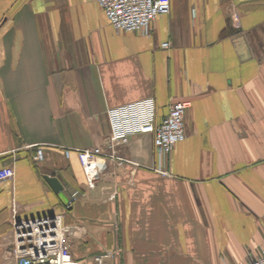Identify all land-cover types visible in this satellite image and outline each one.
Here are the masks:
<instances>
[{
  "label": "crops",
  "instance_id": "1",
  "mask_svg": "<svg viewBox=\"0 0 264 264\" xmlns=\"http://www.w3.org/2000/svg\"><path fill=\"white\" fill-rule=\"evenodd\" d=\"M148 31L113 27L96 0H0V168L14 170L0 181V262L16 263L13 211L62 214L77 261L108 249L120 264L261 254L264 0H170ZM147 97L157 121L172 101L191 103L185 138L162 159L169 175L150 169L153 137L137 134L88 186L74 149L105 147L106 110Z\"/></svg>",
  "mask_w": 264,
  "mask_h": 264
},
{
  "label": "built area",
  "instance_id": "2",
  "mask_svg": "<svg viewBox=\"0 0 264 264\" xmlns=\"http://www.w3.org/2000/svg\"><path fill=\"white\" fill-rule=\"evenodd\" d=\"M104 11L109 23L122 31L147 34L150 23L160 15L170 11V0H96ZM167 48L169 42L161 43ZM189 100H175L169 105L168 113L160 120L155 117V102L147 97L106 110L110 135L105 147L74 149L88 186H93L107 168V160L123 159L116 152L119 144L127 143L137 134L153 137L157 163L150 169L161 175H169L162 165L164 155L185 138L184 115L190 106ZM68 154V150L66 151ZM34 160H43L41 147L35 148ZM11 166L0 168V181L12 179ZM75 199L78 192L72 193ZM113 195L110 196V199ZM15 264H120L108 263L114 258L110 249L96 254L90 262L73 260L67 235L70 227L63 223L62 214L43 216L34 219H17L15 211L12 218ZM261 254L247 264H264V248ZM0 264H4L0 262Z\"/></svg>",
  "mask_w": 264,
  "mask_h": 264
},
{
  "label": "water",
  "instance_id": "3",
  "mask_svg": "<svg viewBox=\"0 0 264 264\" xmlns=\"http://www.w3.org/2000/svg\"><path fill=\"white\" fill-rule=\"evenodd\" d=\"M45 182L55 191L59 192L63 189V182L57 177L55 171H50L43 175Z\"/></svg>",
  "mask_w": 264,
  "mask_h": 264
}]
</instances>
